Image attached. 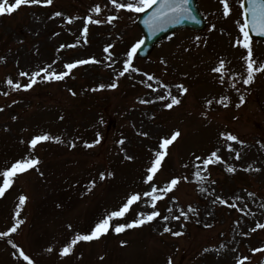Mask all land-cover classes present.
<instances>
[{
	"label": "rangeland",
	"instance_id": "1",
	"mask_svg": "<svg viewBox=\"0 0 264 264\" xmlns=\"http://www.w3.org/2000/svg\"><path fill=\"white\" fill-rule=\"evenodd\" d=\"M127 2L136 0H117ZM228 3L225 16L221 0H198L205 28L174 32L144 59L133 54L127 71V53L142 38L139 13L112 0H53L0 15V186L16 160L40 161L0 196V232L21 221L0 236V264H29L21 252L32 264H264V228H257L264 225V71L243 83L242 10L239 0ZM88 16L101 23L89 21L84 34ZM250 42L255 66L264 64V43ZM80 59L88 63L65 67ZM221 59L224 69L214 72ZM60 72L68 75L44 78ZM33 73L36 82L25 88ZM173 96L180 103L169 109ZM175 131L181 135L146 181L160 143ZM45 133L53 139L32 149L29 141ZM212 152L220 160L205 165ZM173 178L177 185L164 192ZM153 186L154 201L143 195ZM133 194L140 199L106 234L61 255ZM152 211L159 213L152 221L114 231Z\"/></svg>",
	"mask_w": 264,
	"mask_h": 264
},
{
	"label": "snow or ice",
	"instance_id": "2",
	"mask_svg": "<svg viewBox=\"0 0 264 264\" xmlns=\"http://www.w3.org/2000/svg\"><path fill=\"white\" fill-rule=\"evenodd\" d=\"M45 3V4H52L53 0H14V3H9L8 0H0V15L3 14H11L14 10H17L21 5L24 4H39V3ZM112 3L115 5L117 9H128L135 11L137 13L143 12L146 8L152 7L154 4H159V7L153 12L146 20V24H156L157 22H166L169 20V18H176L179 16L184 15L187 13L191 19H195V16H191V9L188 8L189 0H136V2H127V3H117V0H112ZM221 3L223 5V14L225 16H228L230 13V6L228 3V0H221ZM240 6L242 8V15H245L246 18L244 19L243 23L240 24V31L243 34V40L237 41L238 44H241L243 48L247 50V54L244 56V60L247 64V76L243 80L244 84H250L255 77V74L261 71H264V64L257 65V61L254 59L253 56V49L251 46L250 38H249V27L253 32H259L260 34H264V0H247V7H244L245 0H239ZM92 12H100V7L97 6L91 10ZM55 16H60V12L54 13ZM109 22L113 20V17H108ZM92 21V17L88 16L85 19V25L83 28V33L87 34L89 31L88 29V22ZM94 23H101L100 20L92 21ZM178 22V20H176ZM143 43V41H139L136 44L132 45V48L127 53V59L124 60L125 64V71L128 70V66L130 64V61L133 57V54L136 52V50L140 47V45ZM65 47L64 45H61V48ZM108 47H111L109 45ZM108 48H105V51H107ZM88 63V61L80 59L76 60L73 63H68L65 65V67L69 70L74 69L77 67V65H84ZM225 67V61L221 59L219 61V66L214 68V72H221ZM40 71H44V69H41ZM21 76L27 75V73L21 72ZM39 75V73H33V79L24 85L25 88H31L32 85L36 82L35 77ZM68 75L67 72H60L59 74L52 73L51 77L48 75H45V79L54 78V79H62ZM123 75V73H121ZM151 78V77H150ZM223 79V78H221ZM7 83L11 85L13 81L11 79H8ZM117 85L115 83H111L107 85V87L115 88ZM16 88L21 87L19 83L15 85ZM99 87L103 88L105 85H100ZM183 92H186L187 89L183 88V86H180ZM71 91V90H70ZM7 95V93H5ZM75 95V93H73ZM162 99V98H161ZM241 102H243V97H241ZM180 100L173 96L172 102L165 105L167 108H172L173 105L179 104ZM211 103V102H209ZM226 106V105H225ZM181 133L179 131H175L171 135V139H163L160 143V149L162 151H157L155 153V159L151 161V167L147 169V176L146 181H152L154 174L158 171V169L161 166V162L164 160V157L167 155V148L170 144H172L173 141H175ZM222 136L226 135L227 139L231 141H236L238 137L236 135H233L231 133H221ZM50 139H53V137L49 136L47 133L40 134L34 136L30 141L29 145L32 149H35L37 145L40 142L48 141ZM57 141L60 140L59 137H55ZM99 141H95L94 143H98ZM123 143V141H121ZM243 143V141H241ZM74 146V145H73ZM86 147H91L92 144H89L88 142H85ZM239 153H237V158H239ZM212 158H215V160L219 161L220 157L216 154V152H212L211 156L204 160V164L207 165L212 161ZM131 159V157H129ZM199 159V157H197ZM40 163L38 158H29L25 157L20 160H16L11 167L6 168L3 171V185L0 186V196H3L5 194L6 189L12 184V177H14L17 173H23L27 171L28 169L33 168L34 166L38 165ZM228 171H234L233 168H229ZM108 175H112L111 172L108 173ZM99 178L101 180L105 179V173L101 172ZM178 183L177 178H173L170 181V184L168 187L163 189L164 192L170 191L174 186H176ZM95 185V181L91 182V186ZM157 189L153 186L151 192H145L143 193L144 196L152 197V200L158 199V197L154 196L153 193H155ZM26 196L21 195L19 197L20 204L17 206L19 208L20 205H23L26 201ZM140 199L139 194H133L128 197L127 202L123 203L121 207L118 208V210H114L109 212L107 215H105L103 218H101L98 222L95 223L94 227L91 228L90 232L86 234H80L77 233L71 240L70 243L66 244L63 248H61V255H67L72 251L73 245L77 244L79 241H91L93 239H99L102 235L106 234L110 228L113 227V221L115 218L124 217L125 214L129 211V208L135 201H138ZM219 200V197H217ZM216 201H213L215 203ZM220 203H226V201L220 200ZM190 211H195V209H192L190 207ZM159 215L158 212L152 211L147 214V216H143V214H140V218L134 219L129 223H115L114 225V231L117 233H120L124 231L126 228H133V227H139L142 224L152 221L155 217ZM165 220L168 219L167 216L164 217ZM176 219H179V217H176ZM185 219H187V216H185ZM21 223V221H17L16 224H13L11 228L8 229L7 232H0V236H7L10 232H15L17 230L18 225ZM257 228H264V225L257 224ZM165 232L170 231L169 228L165 227ZM255 231V229H253ZM182 233L180 232H173L172 235L179 236ZM11 243V241H9ZM122 244L125 243L124 241L121 242ZM51 249H49L50 251ZM253 251H260V249H253ZM24 257V260L29 261V264H32V262L29 260V257L27 255H24L23 252L20 253ZM169 264H172V261L169 260ZM237 264H240V261H237Z\"/></svg>",
	"mask_w": 264,
	"mask_h": 264
},
{
	"label": "water",
	"instance_id": "3",
	"mask_svg": "<svg viewBox=\"0 0 264 264\" xmlns=\"http://www.w3.org/2000/svg\"><path fill=\"white\" fill-rule=\"evenodd\" d=\"M247 0H245L244 7H247ZM159 7V4H154L152 7L146 9L137 19V24L143 33V43L136 50L138 57H146L151 51L156 42L170 34L175 29L179 28H191L194 30H201L205 27V20L199 12L196 0H189L188 8L191 9V16H195V19H191L190 16L185 13L182 16L176 18H169L166 22H157L156 24H146L145 20ZM246 16L244 15V19ZM178 20V22H176ZM249 36L253 38H259L264 42V34L259 32H253L251 28L248 29Z\"/></svg>",
	"mask_w": 264,
	"mask_h": 264
}]
</instances>
